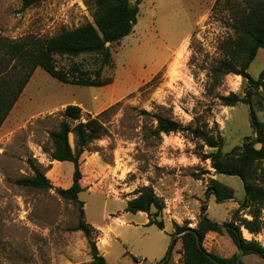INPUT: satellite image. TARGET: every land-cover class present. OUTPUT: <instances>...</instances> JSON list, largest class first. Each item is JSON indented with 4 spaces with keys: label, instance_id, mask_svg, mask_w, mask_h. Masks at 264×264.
Here are the masks:
<instances>
[{
    "label": "rangeland",
    "instance_id": "rangeland-1",
    "mask_svg": "<svg viewBox=\"0 0 264 264\" xmlns=\"http://www.w3.org/2000/svg\"><path fill=\"white\" fill-rule=\"evenodd\" d=\"M238 2L239 0H235ZM138 4L133 31L111 45L112 63L103 72L112 84L102 87L64 85L36 69L0 127V264H88L87 239L75 231L80 209L60 198L57 189L72 183L73 165L51 161L49 133L64 120L67 105H78L82 121L98 116L105 134L88 145L80 158V181L84 191V220L105 227L111 217L123 218L110 225L101 251L108 264H182L181 242L172 253V225L175 208L162 217L165 230L148 226L145 213H127L126 199L134 190L154 186L167 178L185 188L182 221L197 223L196 205L205 200L209 176L234 190L233 200H205L206 216L217 223L229 221L244 199L238 177L214 174L210 162L201 159L213 150L186 133L151 135L155 122L141 114L158 113L183 126L207 125L212 134L224 138L223 152L254 138L249 107H225L220 96L243 97L247 84L239 76L227 75L219 85L210 71L220 58L219 45L232 34L226 0H131ZM94 0H43L22 9L21 0H0V38L17 40L27 35L48 39L93 21ZM84 68L97 63L93 56L79 57ZM253 79L264 74V50L257 52L248 69ZM264 84V77H263ZM254 96L253 108L264 122V91ZM113 107V108H112ZM74 146L73 136H69ZM33 163L45 172L50 190L17 184L31 177ZM208 173V174H207ZM156 186V185H155ZM154 190V189H153ZM159 194V192H158ZM198 201V202H197ZM167 204V205H166ZM164 208V209H165ZM173 210V211H172ZM264 216V213H263ZM96 236V237H95ZM93 234L98 242L99 234ZM246 240L264 246V231L254 236L242 230ZM101 243V242H100ZM211 251L230 257L236 249L224 237L212 240ZM244 264H264L256 255L241 256Z\"/></svg>",
    "mask_w": 264,
    "mask_h": 264
},
{
    "label": "trees",
    "instance_id": "trees-1",
    "mask_svg": "<svg viewBox=\"0 0 264 264\" xmlns=\"http://www.w3.org/2000/svg\"><path fill=\"white\" fill-rule=\"evenodd\" d=\"M43 0H21L22 9L39 4ZM219 2V0H216ZM230 13L228 28L232 34L220 42L218 58L211 68L215 85H219L227 75L239 76L246 82L245 96L231 93L220 96L225 107L245 104L249 107L250 127L254 138H245L241 146L224 153V138L219 133L212 134L207 125L183 126L171 117L158 113L142 111L141 114L155 122L151 131L157 139L161 135L186 133L192 140H197L213 150L203 154L201 159L209 161L214 174L238 177L243 184L244 199L231 213L229 221L217 223L206 216L205 200L214 196L217 202L233 200L234 190L215 178H208L205 200L201 203L195 228H189L188 222L172 216L170 223L173 232L168 254L172 253L176 242H181L182 264H237L238 252L242 256L256 255L264 260V246L254 240H246L242 230L251 235L264 231V122L254 111V96L264 91L261 73L253 79L248 69L255 60L257 52L264 50V0H226ZM138 4L131 0H94L93 21L71 30L41 39L27 35L17 40L0 38V127L21 96L36 69L43 70L57 82L64 85L102 88L112 84L110 77H103V72L112 63L110 46L127 37L137 22ZM93 56L97 59L94 68H84L83 62L75 61L79 57ZM113 108V107H112ZM82 109L78 105H67L57 129L49 133L51 149L47 151L51 161L68 162L73 165L72 183L67 189H57L56 194L63 200L78 205L79 221L75 231L84 233L89 248L88 264H108L100 253L93 237L97 231L84 220V204L79 194L82 174L80 158L93 141L105 134V126L98 116L82 121ZM73 136L74 146L69 141ZM31 177L21 178L17 184L37 190L52 189L51 183L39 167L31 163ZM208 174V173H207ZM134 198L126 203V212L145 213L148 226L154 225L164 230L162 217L165 204L151 186L134 190ZM226 236L236 252L230 256L214 254L211 243L214 238ZM96 237V236H95ZM169 258L166 260L167 264ZM239 264H244L242 260Z\"/></svg>",
    "mask_w": 264,
    "mask_h": 264
},
{
    "label": "crops",
    "instance_id": "crops-1",
    "mask_svg": "<svg viewBox=\"0 0 264 264\" xmlns=\"http://www.w3.org/2000/svg\"><path fill=\"white\" fill-rule=\"evenodd\" d=\"M210 177L214 178V176H209V178ZM155 185L152 186V188L154 189L155 194L159 198L165 199L164 202L171 204L169 206H172V208H175V212L177 214V217L179 219H183V217L180 216V215H182V214L185 215V210L184 209L186 207H185V205H183L184 204L183 203V194H185V192H184L185 188L179 187L177 182H171V180H168L165 177L164 178H162V177L161 178H157ZM158 192H159V194H158ZM134 197L135 196L132 195V196H130V198H127L125 201L127 202L128 200H130V199H132ZM169 206H168V208L171 210L172 208L169 207ZM198 209H199V204L196 205V209L194 211L197 212ZM124 214H125L124 212L121 213V217H118V218L117 217H111L109 225H107L105 227H100V226L88 223L99 234V237H98L99 241L97 242V247H98L100 253L103 256H104V253L101 251L100 242H101V240L107 242V238L109 237V233H110V231H112L110 225L113 224V223H116L118 220L123 218ZM169 221H170V219H169ZM146 223H148V217H147ZM164 230H165V225H164ZM172 231H173V229H172ZM243 231L246 232L245 230H243Z\"/></svg>",
    "mask_w": 264,
    "mask_h": 264
},
{
    "label": "built area",
    "instance_id": "built-area-1",
    "mask_svg": "<svg viewBox=\"0 0 264 264\" xmlns=\"http://www.w3.org/2000/svg\"><path fill=\"white\" fill-rule=\"evenodd\" d=\"M167 205V204H166ZM164 211L166 212L167 215L170 214V209L168 208V205L166 206V208L164 209ZM196 224L195 223H189L188 227L189 228H195Z\"/></svg>",
    "mask_w": 264,
    "mask_h": 264
},
{
    "label": "water",
    "instance_id": "water-1",
    "mask_svg": "<svg viewBox=\"0 0 264 264\" xmlns=\"http://www.w3.org/2000/svg\"><path fill=\"white\" fill-rule=\"evenodd\" d=\"M241 256H242V250H240V251L238 252L237 264H239V262L241 261ZM166 260H167V259H166ZM166 260H165L163 263H165Z\"/></svg>",
    "mask_w": 264,
    "mask_h": 264
},
{
    "label": "bare ground",
    "instance_id": "bare-ground-1",
    "mask_svg": "<svg viewBox=\"0 0 264 264\" xmlns=\"http://www.w3.org/2000/svg\"><path fill=\"white\" fill-rule=\"evenodd\" d=\"M100 244H102V245H105V244H106V242L101 240V243H100Z\"/></svg>",
    "mask_w": 264,
    "mask_h": 264
}]
</instances>
